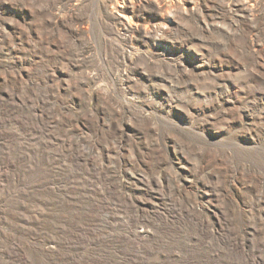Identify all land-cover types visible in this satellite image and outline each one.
I'll return each instance as SVG.
<instances>
[{
	"label": "rangeland",
	"instance_id": "1",
	"mask_svg": "<svg viewBox=\"0 0 264 264\" xmlns=\"http://www.w3.org/2000/svg\"><path fill=\"white\" fill-rule=\"evenodd\" d=\"M191 251L264 264V0H0V264Z\"/></svg>",
	"mask_w": 264,
	"mask_h": 264
},
{
	"label": "bare ground",
	"instance_id": "2",
	"mask_svg": "<svg viewBox=\"0 0 264 264\" xmlns=\"http://www.w3.org/2000/svg\"><path fill=\"white\" fill-rule=\"evenodd\" d=\"M40 101V99H39ZM25 105V102H23V107ZM7 109V108H6ZM4 108V110H6ZM8 111V110H6ZM24 158V157H23ZM22 160V159H21ZM26 161V160H25ZM194 228V227H193ZM194 232V231H193ZM147 230H145V232H143L141 234L142 237H146L148 236L147 234ZM176 233V231H175ZM177 233H180L179 231H177ZM192 233V232H191ZM192 235V234H191ZM195 235V234H194ZM143 241H146V240H143ZM199 243L203 242V240H197ZM174 243H178V240H173ZM222 245L225 247V249L227 250H231L233 252V250H238V247L234 246L232 242H230L229 240H222ZM172 249H175V251L178 249V246H171ZM147 251V250H146ZM148 252V251H147ZM179 262L178 264H208L207 260L204 259L203 257L197 255L195 252H188L187 256L184 257L183 259H178ZM231 260H236L235 257L234 258H231ZM232 261L230 260H221V258H218V259H212L211 262L215 263V264H231ZM172 264V263H171ZM177 264V262H176Z\"/></svg>",
	"mask_w": 264,
	"mask_h": 264
}]
</instances>
